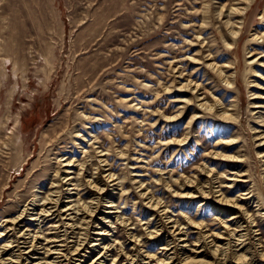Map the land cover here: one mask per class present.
I'll list each match as a JSON object with an SVG mask.
<instances>
[{
  "label": "rangeland",
  "instance_id": "374dc122",
  "mask_svg": "<svg viewBox=\"0 0 264 264\" xmlns=\"http://www.w3.org/2000/svg\"><path fill=\"white\" fill-rule=\"evenodd\" d=\"M246 2L234 40L225 22L238 20L229 13L235 0H0V246L12 233L1 235L10 226L4 220L20 213L34 193H47L57 181L66 184L68 160L75 181L85 183L78 195L70 184L71 199L96 196L88 180L105 187L98 219L87 223L93 239L88 245L96 242L95 232L107 233L96 250L76 256L68 247L67 264H80L78 258L85 261L81 264H133L120 253L123 248L135 254L134 235L148 244L142 249L162 260L149 264H178V254L171 258L176 247L162 249L175 239L150 198L161 199L186 224L187 242L196 250L198 230L190 222L221 233L232 217L214 196L182 197L205 185L211 169L226 177L218 178L214 189L220 181L229 186V178L241 179L222 188L226 196L250 189L249 202H238L259 213L264 240V0ZM222 9L228 16L219 19ZM200 33L205 44L189 45ZM209 53L216 68L209 65ZM226 63H233L226 73L231 84L220 76ZM189 79L201 84L206 100L217 99L221 106L200 112L195 100L178 101L193 98L180 91ZM222 107L232 120L222 118ZM195 114L200 117L193 119ZM173 139L185 142L171 144ZM216 151L240 161L217 159ZM105 158L106 165L100 162ZM108 167L121 181L105 180ZM186 178L193 186L184 187ZM106 199L117 206L112 216ZM29 217L22 226L37 231L42 225L43 235L55 238L57 217L43 224H31ZM147 226L160 234L147 237ZM246 243L245 250L264 264L255 238ZM103 244L111 245V252L98 263ZM199 258L210 259L205 253Z\"/></svg>",
  "mask_w": 264,
  "mask_h": 264
},
{
  "label": "bare ground",
  "instance_id": "6f19581e",
  "mask_svg": "<svg viewBox=\"0 0 264 264\" xmlns=\"http://www.w3.org/2000/svg\"><path fill=\"white\" fill-rule=\"evenodd\" d=\"M235 2L236 3L233 4L229 13L231 14L232 17H237L238 20L232 21V22H229V21L225 22L228 28L230 27L232 28L231 36L234 40L237 37H239L241 29H242V24L244 22L242 15L244 14L245 8L244 7L241 8L240 6L241 5L245 6V3H247L246 0H235ZM224 8L226 9V7ZM223 9L219 13V19L228 16V14L223 13ZM200 35L201 33L189 45L191 46L199 45L200 46V44H205L204 43L205 38L202 39ZM203 47L204 46L202 45L201 48ZM230 48H233L232 44L230 45ZM200 52L202 54L201 50H199V53ZM208 57H210L208 58L209 65L216 68V66H214L215 64H213L210 61L211 59H213L214 56H211V53H209ZM205 59L206 58H204L203 63L205 62ZM192 60L193 61L197 60V63H202L201 62L202 59L200 57L198 58L194 57ZM232 66H233V63H226L225 65L220 66L221 69L218 68L220 70V76L224 78L226 77V81L228 84L234 83L230 80L232 76L231 77L230 75L226 76V73L228 72L230 68H232ZM180 77H182V73ZM201 89H202V86L200 83L196 81L192 82V79H189L186 83H184L181 86L180 91L190 92L193 95V98L179 99L178 101L183 102V104L185 103L186 105H192L193 104L192 99H193L196 101V103H198L197 108L200 110V112L201 111L204 112L207 109L214 110V109H217V107L221 106L219 105L221 104L220 101L217 99H213L212 103L206 100L209 94H207L205 91H202ZM255 106H259V105H255ZM222 111H223V114L221 116L224 120L229 121L233 119V115L232 113H229L228 109H226L225 107H222ZM195 116H196V119L200 117V116L197 117V115L195 114L193 119L195 118ZM186 138H187V135L185 139ZM262 138L264 139V136ZM185 139H180V140L173 139L171 141V144H175V143L183 144L185 142ZM230 142L235 143L234 140H230ZM222 143L224 144L225 142H218V145ZM227 144H230V143H227ZM262 145H264V140H263ZM102 154H104V152ZM104 155H107V154H104ZM214 155L217 156L216 157L217 159L219 158L222 160H230V161H236V162L240 161V160H237L235 157H229L219 151L214 152ZM263 155L264 154H261V156ZM100 162H105V165L108 164L107 158H105L104 160H100ZM71 163H72V160L70 161L68 160L64 164V166L66 167L65 172H69L67 176V181L65 182L66 184H60L61 181H57L55 185L52 184L51 189H48L49 191H47V193L46 192L44 194L34 193V196L31 202H29L28 205L25 206L24 209L20 211V213H18L17 215L8 217L6 220H4L6 224H10V226H5L3 228V231L1 232V235L3 236L9 235V233H11L10 231H12V233L9 235V240L0 246V264H67L68 262H66V260L68 257L66 256L68 255L67 252L69 251L68 250L69 248H71V250L73 251L71 252L74 255L79 256V254L81 253L80 252L81 250L82 251H88V249L96 250L94 246H99V242H101V240L104 238L103 235H105L107 232L105 231L95 232L94 234L97 235V238L94 241L96 242L95 243L92 242L91 244L88 245V243L93 241V239L89 241L90 239H88L87 231L85 230L86 229L88 230L87 223L89 221L93 222L94 218H96L94 220L98 219L96 217L95 211L99 210V205L102 200L101 195L102 193H104L105 187L100 186L99 183L97 182L94 183L93 181L88 180L86 186L91 188V190L95 192L96 196L93 199L90 198L91 200L87 202L84 200L82 201L81 198H78L75 200L71 199L73 198V195L70 193L71 192L70 187H69L70 184L73 185V187L71 188H76L77 195L80 193V190L82 189L81 186L85 184V183L83 184V182H81L82 184L79 183L80 181L76 182L74 179L75 177H73L70 174V166L72 165ZM236 166H238V164ZM107 172H109V173H106L105 175L107 177V179H105L107 182L113 181L114 183H118L119 181H121L120 178L116 176L114 172H112L111 168L108 167ZM208 172L209 173L207 174L209 178L205 185L202 184L201 186H194L195 187L194 191L184 193L182 194V197H194L195 198L196 196H198V194H196L197 192L199 193V196L203 194L202 196H204V198H207V199L208 197L214 196L215 202L218 204V207H221L223 211L227 209L231 211L232 217L229 220V223L227 222V224L223 226L225 229L224 232H221V233L210 232V228L208 227L207 223L190 222L189 224L198 230L197 232L198 237L194 245L195 246L199 245V247L196 250H192L190 247L191 245H189V243L187 242V236H189L190 234H189V231L185 230L186 224L184 225L183 223H181V221L178 220V218H174L173 214L170 212L168 207H166L163 204V202L160 201L161 199L160 200L158 198L155 199V198H152L151 196L150 205L153 206L154 209L161 210L163 212L162 213L163 217L166 219V224L164 225V227L163 226L162 227L165 228L168 226L170 228L169 230H171L170 233H172L173 238L175 239V240L173 239L174 241L172 242H166V245L164 246V248L162 247V249L169 250L171 247L172 248L176 247L172 251L173 256H171V258L175 257V255L178 254V257H179L178 264H236L238 262H245L246 264H259L258 259L255 257L254 253H251L249 251V248L245 250L246 245H247L246 241L248 239L255 238V240L259 244V249L257 250H261L260 258L264 259V240L261 238V236L259 235L260 232L258 231V227L260 226L258 222L259 213L257 215L249 213L247 207H245L243 204H240L238 202V200L249 202L251 198L250 189H247L243 193V195L245 196L238 195V197H228L225 195L222 188L224 186L226 187L233 186V183L241 179H237L234 177L229 178L231 181H233L232 185L230 184L229 186H227L226 184H223V181H220V185L217 186L218 188L214 189L213 187L214 182H216L218 178L222 179L226 177L225 175L224 177L218 176V174H216L214 169H211ZM234 173L235 175H240L238 174L239 173L238 171H235ZM115 179H119V181ZM242 181H245V180H242ZM193 182L194 180L192 178H186L184 187L186 188L187 186H193ZM64 186H66V188ZM63 187L66 189L65 193L67 194L66 197L68 198L66 202H64V199H63V196L65 194ZM146 193H148V191ZM143 195L146 196V194H143ZM247 195H250V196L246 197ZM107 202L108 203H106L107 204L106 208L108 209V211L106 213L111 215L112 211L117 212V209L115 208L117 206L114 203V200L109 199L107 200ZM30 204L33 207L27 208ZM29 209H32V210H29ZM30 211H32V213ZM83 215L85 216L82 217ZM26 216H30L29 218H32V219H29L31 221V224L35 223V220L39 221L40 224H43L46 218H50L52 220L53 218L57 217L58 218L56 220L57 225L54 228L57 234V235L54 234L55 238L46 237L45 235L47 234L43 235L44 233L41 230L42 225L41 226L39 225L38 227L39 229L37 231L31 230L29 225L22 226L21 224L24 221V219H26ZM117 217L118 219H120V222L123 221L121 220L120 215ZM122 219H125V218H122ZM148 224L149 223H147V225ZM149 226H147L146 228L144 227V229H146L145 234H147V237L148 236L150 238L157 237V235L160 234L157 228L155 227L156 230L155 228L154 230H149ZM163 228L161 230H163ZM252 229H254L253 233H252ZM251 233L253 234L252 236H251ZM133 237H134V239H132L134 241L133 246H134V249L136 250L135 254L133 253H132L133 255L126 254L125 252H123V248H122V252L120 253V254L123 253L125 255V258L130 260L129 263L137 264L138 261H141L143 263L149 264L152 259L162 261V260L157 259L154 253H150L146 249L145 250L142 249L143 246H148V244H145V243L142 244L140 239L136 237L135 235ZM54 242L55 244H53ZM56 242H60V244ZM175 242L176 244L173 246L171 243H175ZM248 242L250 243V241ZM110 246L103 244L102 249L104 247L103 249L104 251L100 252V254L98 255L96 259L98 263L105 262V260L109 258L107 256L109 252H111ZM112 247L114 248L113 245ZM11 249H14V251H11ZM240 251H242L241 254H239ZM204 253L206 254V256L209 255L210 257L209 260L205 258H199ZM76 260H79L80 264L83 263L84 261V260H81L80 258ZM113 261H115V258L112 259V262ZM169 263H170V260H169Z\"/></svg>",
  "mask_w": 264,
  "mask_h": 264
}]
</instances>
